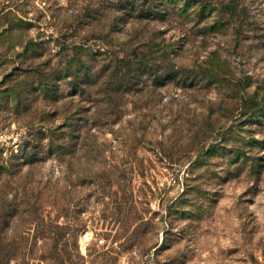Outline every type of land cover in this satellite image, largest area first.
I'll return each mask as SVG.
<instances>
[{
  "label": "rangeland",
  "instance_id": "rangeland-1",
  "mask_svg": "<svg viewBox=\"0 0 264 264\" xmlns=\"http://www.w3.org/2000/svg\"><path fill=\"white\" fill-rule=\"evenodd\" d=\"M229 1L0 0V165L19 166L3 188L18 259L0 264L67 260L75 229L72 264H264V175L247 147L264 139V116L250 126L246 115L264 97V0H237L241 33L213 25ZM137 25L151 40L148 76L121 88L107 122L99 85L140 44ZM213 53L249 76L248 95L194 87ZM63 124L81 133L55 135Z\"/></svg>",
  "mask_w": 264,
  "mask_h": 264
},
{
  "label": "trees",
  "instance_id": "trees-1",
  "mask_svg": "<svg viewBox=\"0 0 264 264\" xmlns=\"http://www.w3.org/2000/svg\"><path fill=\"white\" fill-rule=\"evenodd\" d=\"M147 1V0H145ZM154 4L155 5H159V3L162 2V4L165 2V0H154ZM145 7L146 4H143ZM224 6V10H225V14L221 13L218 15L219 20L215 21V23L213 25H218V24H222V25H230L232 26V28H234V31L237 33H241L243 30L242 25L240 24H234L233 22V18L234 15L237 13L238 9H239V5H238V1L237 0H230L227 4H223ZM229 19L227 18V14H229ZM150 12L144 8H142L138 14H136L134 12V17L136 16V18L139 21H142L145 19L146 15H149ZM154 15V14H152ZM158 16V15H157ZM141 24V23H140ZM144 27H142L141 25H137L134 26V36L135 38H139L141 39V42L139 45H136V47H132L131 51L133 55H136V60H132L130 58L131 51L128 53H126L125 55L127 56L126 59L119 61L120 63L124 64L123 66H117L114 68V70L112 72H109V74L107 75V77H105V80L100 83L99 85V89H101V91L103 92L102 94L104 95V101H105V108L107 109L106 111V118H104V121H112L115 117H117V113H115V109L117 108L118 105H115V100L119 99V95L123 94L121 88L124 87V89H130L131 88V83L134 86H139L145 79L147 75L146 69L143 68V66L145 65V63H143L141 61L142 57L140 55H147L149 54L150 50L145 51V49H148L151 45V40H144V36L142 35V30ZM141 57V58H140ZM146 60V59H145ZM144 60V61H145ZM76 60H73L71 62H75ZM87 67V70L85 71V79H87L89 82L87 83V85L93 87L94 86V82L92 81L93 78L96 77V74H98V72H94L93 71V64L92 62L88 64V66H84V68ZM229 61L228 60H220L219 58H217V54L213 53L211 54L210 57H208L207 61L202 62V65L196 67L198 70L196 71V73L194 72V74L190 75L192 76V84H194L193 82H195L196 84H194V87H202L205 85H214L215 87L219 88L221 91H226V90H234L235 93H239L243 91H246L247 95L249 93V90L251 88V84H250V78L249 76H245L244 78H239L236 79L234 76H232V73L230 72L227 73V69H229ZM40 69H37L36 72H39ZM177 72H175L174 76L176 77ZM39 74H43V76H47V79L54 81V85L57 86V81L60 78L59 76L55 77V74L53 72L49 73L46 72L45 70H43V73H39ZM226 74H228V76H226ZM190 76L189 77H185L183 79L184 81V86L189 83L190 80ZM170 77V78H169ZM172 76L168 75L166 76V78H164V76L159 77L158 82H160L161 80L164 79V81L166 79H171ZM178 77V76H177ZM68 78L67 74L66 76H64V79ZM61 79V78H60ZM79 76L76 77L75 80H78ZM189 79V80H188ZM84 87H86L85 84H83ZM156 85V82H155ZM47 89V88H46ZM238 89V91H237ZM264 94V92H263ZM223 104H227L230 102V100H222L221 101ZM253 101L251 100H247L245 101L244 107L248 106L249 103H251V106H255V104L252 103ZM257 105V104H256ZM258 110H250L248 114H246L248 116V122L250 123V126H252V124H256L259 119L261 114L264 116V97L263 100L260 102V104L257 105ZM262 111V112H261ZM99 114L98 111H95L93 113V115L97 116ZM100 118V116H97ZM91 118H92V114H91ZM96 118V119H99ZM262 127L264 129V124H262ZM248 131L250 133H252L251 128L248 129ZM55 135H59L61 137L65 136L69 137V136H76L79 135V133H81V128H79L78 125H71V126H67L66 124L60 125L58 126L56 129L53 130ZM253 134V133H252ZM63 137V139H65ZM211 138V136H210ZM247 147L249 148V157L252 161L251 163V171L254 175L257 176V178H262L264 175V139H256L255 136L252 135V137L250 138V140L247 143ZM61 148H58V151H61ZM262 153V154H261ZM19 166H15L10 164L9 162H5L2 163L0 165V254H8L11 258V260L16 261L18 259V253L14 252V250H12V248L10 247L8 241H7V235H6V226H7V212H6V207H5V198L3 196L4 192H3V188L4 185H6L7 182H10L9 180H14V181H18L16 179V177L19 175V170H16ZM40 212H42V207L40 206ZM39 231L40 233H44L45 229L48 227L47 224H45V222H43L42 220H40L39 222ZM56 229H60L58 226ZM74 234H73V243H72V253L68 255L67 260H65L64 258H62V256H55V261H57V264H72L73 260L72 257L76 256V239H77V235L79 230L75 229L73 230ZM34 255L31 254V257H33ZM78 256V255H77ZM44 257V256H42ZM41 260H43V258H41ZM22 264H27L25 260H23L21 262Z\"/></svg>",
  "mask_w": 264,
  "mask_h": 264
}]
</instances>
